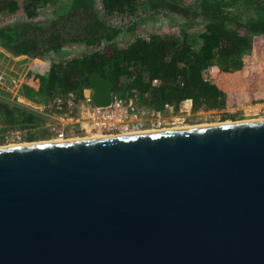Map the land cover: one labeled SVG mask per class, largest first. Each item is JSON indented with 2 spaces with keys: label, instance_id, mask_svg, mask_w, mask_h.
Segmentation results:
<instances>
[{
  "label": "water",
  "instance_id": "water-1",
  "mask_svg": "<svg viewBox=\"0 0 264 264\" xmlns=\"http://www.w3.org/2000/svg\"><path fill=\"white\" fill-rule=\"evenodd\" d=\"M0 264H264V119L0 146Z\"/></svg>",
  "mask_w": 264,
  "mask_h": 264
},
{
  "label": "trees",
  "instance_id": "trees-1",
  "mask_svg": "<svg viewBox=\"0 0 264 264\" xmlns=\"http://www.w3.org/2000/svg\"><path fill=\"white\" fill-rule=\"evenodd\" d=\"M56 2L0 0V14L22 11L25 15L0 25V49L14 57L51 62L47 73L29 74L33 82L22 84L21 94L37 101L68 91L82 97L83 89L90 86L89 75L97 71L113 83L115 93L135 96L139 105L162 109L172 103L178 108L182 100L191 98L194 111L221 109L227 95L204 71L212 65L225 72L242 69L244 55L264 37V0H101L100 9L97 0H68L61 11L40 17ZM173 14L184 20L175 23L180 35L145 37L137 32L149 22L172 24ZM115 15L134 18L126 24L106 20L105 16ZM194 30L202 31L199 40L190 36ZM126 36L132 40L125 46ZM67 53L72 56L61 60ZM42 121L0 97V144L9 129L31 128L27 141L46 137L48 133L39 129Z\"/></svg>",
  "mask_w": 264,
  "mask_h": 264
},
{
  "label": "rangeland",
  "instance_id": "rangeland-1",
  "mask_svg": "<svg viewBox=\"0 0 264 264\" xmlns=\"http://www.w3.org/2000/svg\"><path fill=\"white\" fill-rule=\"evenodd\" d=\"M190 1V0H189ZM68 0H57L56 3L51 4L49 7L45 8L40 12V17L52 16L57 12L61 11L67 5ZM98 8H101V0H97ZM140 14V13H139ZM174 17V23L169 24L166 20H160L157 23H146L145 27H142L137 32L140 35L145 37H149L153 33H167L172 32L176 35H180L179 27L175 24L176 22H183V18L179 15H171ZM25 17L22 11L17 12L16 14L9 13H1L0 14V25H4L10 22H14ZM106 20L110 21L113 24L117 23H129L133 20V16L131 15H115V16H105ZM202 31L194 30L190 32V36L196 37L198 39L199 34ZM254 43L253 50L251 53L244 55V68L240 69L241 72H235L232 74H225L224 84L226 85L225 89L223 87V83L221 82V89L226 93L227 100L226 106L221 109H201L198 111H192L190 115H186L184 118V122L177 123V126H199L203 124H219L228 121H249L256 119H264V37ZM194 39V38H192ZM130 40H132L131 36H126L123 45H127ZM199 40V39H198ZM193 46L198 48V43L196 44L194 40H192ZM87 51V50H85ZM6 53L3 49H0V75L3 76V79L0 80V97H4L8 100H11L17 88L23 84L26 80L33 82V79H29L31 77L29 74H45L47 73L50 67V60L39 61L34 59H29L26 62L22 60L18 61H10L9 57H6ZM76 52L75 54H77ZM9 54V53H8ZM11 55V54H9ZM12 56V55H11ZM72 54L67 53L64 56L60 57V59L70 58ZM37 62V63H35ZM238 71V70H237ZM227 73V72H223ZM22 82V83H21ZM16 84H18L16 86ZM234 116V117H232ZM140 130H152L147 127H132L129 130H123V132L135 133L140 132ZM162 130V129H161ZM8 133V132H7ZM45 133H47L45 131ZM122 133L121 131L117 132H109L104 134H112L118 135ZM43 135V133L41 132ZM95 133H78L72 136L69 139H84L88 138ZM126 134V133H122ZM121 135V134H120ZM50 137L47 135L46 137L39 136L36 141H54L60 139L49 140ZM68 139V140H69ZM31 141H27L26 137L18 140L15 137H11L6 135L4 144H0V146H9V145H20L23 143H27Z\"/></svg>",
  "mask_w": 264,
  "mask_h": 264
},
{
  "label": "built area",
  "instance_id": "built-area-1",
  "mask_svg": "<svg viewBox=\"0 0 264 264\" xmlns=\"http://www.w3.org/2000/svg\"><path fill=\"white\" fill-rule=\"evenodd\" d=\"M2 79L3 76L0 75V80ZM157 81L154 80L155 83ZM21 87L22 84L11 101L43 118L39 129L47 131L49 140H68L74 136L68 132L77 127L84 129L86 133L123 132L132 127L147 126L151 129L172 128L177 123L184 122L185 116L193 111L191 98L182 100L178 108L172 103H166L162 109H156L139 105L135 96H123L113 91L112 105L99 107L94 104L91 86L83 89L82 97L74 91H68L42 101L27 98L21 94ZM30 130L31 128L9 129L7 135L21 140Z\"/></svg>",
  "mask_w": 264,
  "mask_h": 264
},
{
  "label": "crops",
  "instance_id": "crops-1",
  "mask_svg": "<svg viewBox=\"0 0 264 264\" xmlns=\"http://www.w3.org/2000/svg\"><path fill=\"white\" fill-rule=\"evenodd\" d=\"M6 57H9L10 61H15V62L18 60L19 61L22 60L23 62H26L27 60L31 59L28 56L14 57V56L9 55L8 53H6ZM35 63H37V62H35ZM223 72H225V71H221L218 66L212 65L204 71V75L206 76V78L212 80L221 88V85H220L221 82L224 84L223 81L226 80L224 78L225 74L230 75V74L234 73V72H227V73H223ZM235 72H241V71L238 70ZM224 89H225V87H224Z\"/></svg>",
  "mask_w": 264,
  "mask_h": 264
},
{
  "label": "bare ground",
  "instance_id": "bare-ground-1",
  "mask_svg": "<svg viewBox=\"0 0 264 264\" xmlns=\"http://www.w3.org/2000/svg\"><path fill=\"white\" fill-rule=\"evenodd\" d=\"M256 120H262V119H256ZM256 120H249V121H256ZM223 123H231V121L223 122ZM210 125H215V124H203V125H199V126H189V125L175 126V127H172V128H164L162 130H165V131L167 130L168 131V130H177V129H187V128H193V127H201V126H210ZM162 130L161 129H152V130H146V131L140 130V132H136V131H133V132H135V133H146V132H156V131H162ZM122 133L135 134V133H130V132H122ZM122 133H119L118 135H120V134L121 135H125V134H122ZM108 136H113V135L112 134L108 135V134H104V133H95L94 135H92V136H90L88 138H101V137H108ZM70 140H77V139H70ZM58 141H64V140L41 141V142H58ZM23 144H26V143H23ZM20 145H22V144H20ZM9 146H11V145H9Z\"/></svg>",
  "mask_w": 264,
  "mask_h": 264
},
{
  "label": "flooded vegetation",
  "instance_id": "flooded-vegetation-1",
  "mask_svg": "<svg viewBox=\"0 0 264 264\" xmlns=\"http://www.w3.org/2000/svg\"><path fill=\"white\" fill-rule=\"evenodd\" d=\"M42 129V128H41ZM46 131V130H45ZM44 131V132H45ZM86 133L87 131H85L84 129H82V128H80V127H77V128H75V129H73V130H70V132H68V134L69 135H76V134H78V133ZM103 133H109V132H103ZM40 135H42L41 133H39Z\"/></svg>",
  "mask_w": 264,
  "mask_h": 264
}]
</instances>
